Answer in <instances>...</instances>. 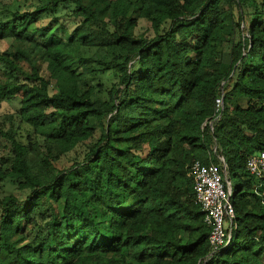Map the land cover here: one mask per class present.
I'll return each mask as SVG.
<instances>
[{"label":"trees","instance_id":"trees-1","mask_svg":"<svg viewBox=\"0 0 264 264\" xmlns=\"http://www.w3.org/2000/svg\"><path fill=\"white\" fill-rule=\"evenodd\" d=\"M0 2V264H264V0ZM194 160L234 180L217 249Z\"/></svg>","mask_w":264,"mask_h":264},{"label":"built area","instance_id":"built-area-1","mask_svg":"<svg viewBox=\"0 0 264 264\" xmlns=\"http://www.w3.org/2000/svg\"><path fill=\"white\" fill-rule=\"evenodd\" d=\"M221 108L222 98L217 97L213 114H219ZM246 169L250 174L260 177L264 173V151L249 156ZM188 176L192 180L194 202L203 213V222L210 227L208 242L212 249H217L231 238L229 231L233 228V207L230 196L224 190L217 166L212 163L202 164L194 160L188 167Z\"/></svg>","mask_w":264,"mask_h":264},{"label":"rangeland","instance_id":"rangeland-1","mask_svg":"<svg viewBox=\"0 0 264 264\" xmlns=\"http://www.w3.org/2000/svg\"><path fill=\"white\" fill-rule=\"evenodd\" d=\"M1 3V2H0ZM66 11L62 10L58 14L63 20H67L68 18L62 16L64 15ZM73 24L69 25L68 32L71 30ZM67 32V33H68ZM136 34L143 33L147 37H151L153 35L152 30L150 29L149 24L144 21L140 20L138 22V26L135 29ZM95 48H88V49H80L79 52L78 50H75L72 48L70 52H68L65 55V59L67 63L75 69L77 72H80V65L78 63V55L79 56H84V57H90L91 55L93 56L95 53ZM78 54V55H77ZM94 66H97V64L93 63ZM116 82L115 76L112 75L110 70H104L102 74H95V75H90L87 77V84L89 85H98L100 89L103 91H107L114 83ZM98 97L105 98L103 94H98ZM18 109V101L17 100H9L6 102H1L0 103V118L2 117V114H10V113H15ZM222 183L224 186V190L229 194L230 196V202L232 201L233 198V184L234 180L233 179H225L224 177L222 178ZM11 185L9 183H5L4 189L5 191H8L10 189Z\"/></svg>","mask_w":264,"mask_h":264}]
</instances>
